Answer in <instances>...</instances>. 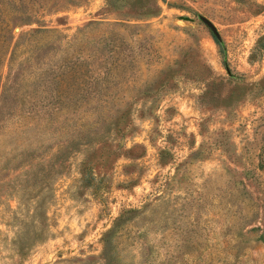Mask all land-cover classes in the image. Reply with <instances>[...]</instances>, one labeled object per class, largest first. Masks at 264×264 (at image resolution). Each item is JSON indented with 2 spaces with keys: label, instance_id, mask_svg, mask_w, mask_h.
Segmentation results:
<instances>
[{
  "label": "rangeland",
  "instance_id": "374dc122",
  "mask_svg": "<svg viewBox=\"0 0 264 264\" xmlns=\"http://www.w3.org/2000/svg\"><path fill=\"white\" fill-rule=\"evenodd\" d=\"M0 264H264V0H0Z\"/></svg>",
  "mask_w": 264,
  "mask_h": 264
},
{
  "label": "water",
  "instance_id": "95a60500",
  "mask_svg": "<svg viewBox=\"0 0 264 264\" xmlns=\"http://www.w3.org/2000/svg\"><path fill=\"white\" fill-rule=\"evenodd\" d=\"M202 21L206 24V26H208L213 32H215V29L213 27V25L205 18H202Z\"/></svg>",
  "mask_w": 264,
  "mask_h": 264
}]
</instances>
